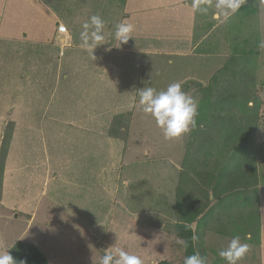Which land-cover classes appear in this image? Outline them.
<instances>
[{
	"label": "rangeland",
	"instance_id": "374dc122",
	"mask_svg": "<svg viewBox=\"0 0 264 264\" xmlns=\"http://www.w3.org/2000/svg\"><path fill=\"white\" fill-rule=\"evenodd\" d=\"M10 1L12 18L4 15L5 21L0 12V254L23 241L37 246L50 264H100L103 255L118 248L139 256L143 264L162 260L182 264L186 255L182 240L175 235L177 224L187 221V214L200 211L203 216L209 210L198 247L206 264H226L219 251L234 236L248 245L238 264H264V245L257 239L255 226L264 188L237 180L252 167L251 137L259 110L256 90L264 86L261 0H239L235 10L233 0H222L219 7L221 0H213L214 4L202 3L206 12L196 11L199 28L194 47L188 53L186 42L179 47L184 53H177L173 72L162 79L160 90L181 82L197 104L196 126L171 141L164 139L154 119L137 105L122 115V124L117 116L108 123L107 138L86 140L82 128L68 127L76 124L68 118L50 131L52 121H59L61 108L56 92L45 85L48 69L33 75L26 66L20 72L16 64L28 56L35 61L39 55L50 57L53 49L36 45L32 39L54 36L57 40L63 35L69 43L81 42L79 31L71 36L62 25L58 32H49L50 19H41L34 1ZM153 1L159 3L146 0L145 5ZM184 1L193 5V0ZM55 6L62 15L63 0ZM22 32L25 38L29 32L31 41H22ZM3 40L21 45L8 55L5 45L13 42L4 45ZM85 59L90 58L83 55L81 61ZM63 77L69 89L80 88L77 78L70 79V68ZM75 90H69L61 101L82 112ZM97 110L89 107L90 114ZM21 115L28 122L21 121ZM17 116L20 120L16 121ZM125 129L129 140L117 139L123 143L115 153L112 134L124 136ZM9 134L12 139L5 152L2 144ZM123 151L121 166L113 165ZM35 166L47 176L57 173L56 185L49 191L41 186L40 176L31 179ZM20 168L25 169L23 175L16 174ZM246 198L252 206L241 207ZM192 227L196 229L198 223Z\"/></svg>",
	"mask_w": 264,
	"mask_h": 264
},
{
	"label": "crops",
	"instance_id": "0c3cea01",
	"mask_svg": "<svg viewBox=\"0 0 264 264\" xmlns=\"http://www.w3.org/2000/svg\"><path fill=\"white\" fill-rule=\"evenodd\" d=\"M32 1L41 10L43 15L41 19H50L49 32H58L60 27L64 26L71 36H75L77 31H79L80 37L83 25L89 21L92 15H99L104 20V39L101 41L103 44L98 45L93 50V54L82 49L80 47L81 42L69 43L66 36L63 35L57 40L54 36L41 41L36 38L32 39V42H35L36 45L49 47L50 50L53 49L50 57L49 55H39L35 61L34 58L28 56L26 60L21 58L16 64L20 72L26 66L33 75H39L48 69L49 79H46L47 83L45 85L50 86L56 92L55 98L56 100L60 98L59 106L61 108V113L57 117L59 121H52L54 125L50 131L58 129L60 126L57 127V125H64L61 123L62 120L66 121L68 118L70 122H76L74 126L68 127L74 129L82 128L80 130L82 135L86 140L90 141L107 138L108 135L105 133L108 131V123L110 124L111 120L116 116V118L121 116L117 120L122 124V115L126 116V113H129L133 106L136 105L135 97L136 89L139 85L142 53H172L173 51H176L173 53H184L182 52L183 50H179L180 46H184L183 42L187 44L186 53H188L194 47L195 41L193 37L195 30L199 28V21L196 20V10L184 0H179L177 3L170 1L165 3V0H159L158 4L153 1L149 2V5H145L146 0H63V5L65 6L64 10H62V15L55 9V3L58 0ZM12 3L10 0H0V12L3 13L1 17L5 15L8 19L12 18ZM202 3L214 4V1L203 0ZM121 22L134 25V31L131 34L132 38L127 43L122 44L114 37V25ZM37 32H39L38 28ZM61 32L63 33V31ZM7 37L12 39L13 36L7 35ZM26 37L22 32V41H31L29 32ZM2 42L4 45L13 42L10 45H5L8 55H13L10 51L14 50L15 45H21L19 41L15 40H3ZM54 50L57 51L55 56L53 55ZM83 55L85 58L90 59H85L82 62L81 58ZM21 56L23 55H18V57ZM41 59L49 60L42 62ZM86 62H88V65ZM82 63L85 65H82ZM41 65H45V67ZM72 67L76 68L73 69ZM67 68H70V79L71 76L78 79L80 83L79 89H69L63 81ZM86 72L89 73V78L87 79H85ZM25 74L27 73L25 72ZM69 90H75V95L78 98L77 105L82 109V112L72 108V105L70 109L68 106H63L61 97L65 99V94ZM89 107L98 108L95 115L89 113ZM22 109L23 106L20 110L22 111ZM81 115L84 116V119H77ZM23 116L25 115H21V121L28 122V120L22 118ZM15 119L16 121L20 120L18 116ZM30 123H34V120H30ZM43 129L47 130L46 128ZM18 132L19 129L16 130V135ZM2 133L3 128L0 120V138ZM111 138H115L113 139V145L116 153L123 142L117 140L119 139L117 135ZM124 156L125 151L121 155L118 153L117 157L113 159L115 160L113 165L121 166ZM117 158H119V161ZM9 162L10 160H8L7 164ZM44 165L45 163L41 167L44 168ZM99 170L97 168L96 173ZM15 171L17 172L16 174L20 173L23 175L25 169L20 168ZM55 171L62 172L61 169ZM38 176H40L38 180L41 186L46 185L45 192L49 191V187L52 184L56 185L54 180L58 178L57 173L52 172L47 176L44 171H39V167L35 166L31 179L34 178L35 180ZM35 215L36 213L32 215V218Z\"/></svg>",
	"mask_w": 264,
	"mask_h": 264
},
{
	"label": "clouds",
	"instance_id": "9594fccd",
	"mask_svg": "<svg viewBox=\"0 0 264 264\" xmlns=\"http://www.w3.org/2000/svg\"><path fill=\"white\" fill-rule=\"evenodd\" d=\"M203 0H193V9L206 12L202 7ZM264 4V0H261ZM222 6L221 3L218 7ZM240 6L239 0H233L231 7L235 10ZM104 20L99 15H92L89 21L83 25L80 34V47L85 51L93 50L103 43ZM114 37L120 43H127L132 38L134 25L121 22L114 25ZM264 47V42L261 44ZM139 97L137 107L146 115L151 116L157 127L162 131L165 140H175L196 126L197 104L182 88L181 82L170 84L166 90L157 92L152 87H144L136 91ZM186 247L187 244L181 241ZM248 251V245L240 241L239 236H234L227 247L219 251V256L226 261V264H238ZM0 264H17V260L9 253L0 254ZM25 264V261H19ZM100 264H143L137 255L129 254L123 249H116L115 253H106L101 257ZM184 264H206L205 259L199 253L186 256Z\"/></svg>",
	"mask_w": 264,
	"mask_h": 264
},
{
	"label": "trees",
	"instance_id": "16d2710c",
	"mask_svg": "<svg viewBox=\"0 0 264 264\" xmlns=\"http://www.w3.org/2000/svg\"><path fill=\"white\" fill-rule=\"evenodd\" d=\"M180 54L172 53H142L140 61V77L138 90L144 87H152L157 92L162 89V79L166 76H170L173 72L174 65L178 60ZM151 74H149V70ZM162 81V82H161ZM256 97L259 101V110L255 117V129L252 135V146H251V156H252V167L243 171V174L238 176V179L248 180L250 184H257L259 190L264 188V86L259 87L256 90ZM138 95L136 93V105L138 104ZM121 118L118 116L117 119ZM129 131V130H128ZM128 131L125 129V135H117L116 132L114 135H117L119 139L124 138L127 142L129 140ZM12 135L9 134V137L5 138L4 150L7 151V143L10 144ZM2 147V148H3ZM182 183V182H181ZM133 187V186H132ZM134 188V187H133ZM134 194V191L132 192ZM238 199L241 195L237 194ZM219 197H217L218 199ZM226 199V198H225ZM225 199H222L224 201ZM247 202L241 204V207L252 206L250 203L251 200L246 198ZM259 199V198H258ZM257 199V200H258ZM261 206L258 210L255 224L257 231V239L259 243L264 245V200L260 199ZM248 203V205L246 204ZM209 211V210H208ZM201 216L200 211L193 214H187V221H181L177 224L176 233L177 237L182 241L186 242L187 246L185 248V255L190 256L196 253L200 254L198 249L199 245L203 241L204 234L206 232L204 224L208 221L209 213ZM194 222L198 223V227L194 229L192 224ZM9 253L19 261H25V264H50L47 256L42 253V251L32 243H27L23 241L16 242L9 250ZM157 264H172L168 261H160ZM184 264V262L182 263Z\"/></svg>",
	"mask_w": 264,
	"mask_h": 264
}]
</instances>
